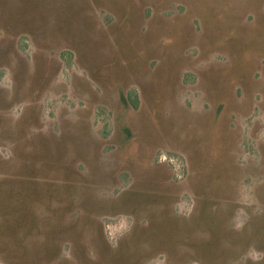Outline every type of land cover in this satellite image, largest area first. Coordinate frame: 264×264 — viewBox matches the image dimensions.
<instances>
[{
    "label": "rangeland",
    "instance_id": "obj_1",
    "mask_svg": "<svg viewBox=\"0 0 264 264\" xmlns=\"http://www.w3.org/2000/svg\"><path fill=\"white\" fill-rule=\"evenodd\" d=\"M0 264H264V0H0Z\"/></svg>",
    "mask_w": 264,
    "mask_h": 264
}]
</instances>
